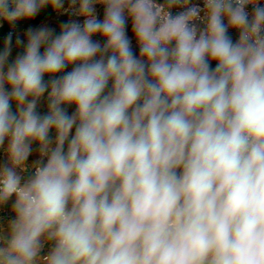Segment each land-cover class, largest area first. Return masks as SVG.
<instances>
[{
    "label": "clouds",
    "instance_id": "clouds-1",
    "mask_svg": "<svg viewBox=\"0 0 264 264\" xmlns=\"http://www.w3.org/2000/svg\"><path fill=\"white\" fill-rule=\"evenodd\" d=\"M46 7L83 21L0 50V264H264V0H0V28Z\"/></svg>",
    "mask_w": 264,
    "mask_h": 264
},
{
    "label": "rangeland",
    "instance_id": "rangeland-1",
    "mask_svg": "<svg viewBox=\"0 0 264 264\" xmlns=\"http://www.w3.org/2000/svg\"><path fill=\"white\" fill-rule=\"evenodd\" d=\"M65 7L67 8L68 5L66 4ZM52 11V16L49 18V19H46V20H43L39 23H30V22H27V24H25L24 27H22L19 31H15L14 33V36H13V48H12V54L10 56V61L13 60L17 54L21 53L22 52V47H17L15 46V39L17 36H19L21 39H24L25 38V32L26 30L29 28V27H38L42 24H46L47 26L49 27H52L54 29H56V32L57 34L59 33V25L63 22H67L69 19H75V20H79L80 22L83 21V18L82 17H77V16H70L69 14L67 13H57V12H54L52 9L50 10ZM97 14H98V17L100 19L103 18V6L101 5H97ZM230 33L233 37V40L235 41L237 38H238V33L234 30H231L230 29ZM128 35L129 37L131 38L132 37V32H131V24L129 22V28H128ZM94 39H100L99 36H96L94 37ZM103 43V41H101ZM133 48L134 50L136 51L137 55H138V47L136 46V42L135 40L133 39ZM214 66V64H213ZM71 66L69 67L68 70H70ZM45 79H48V77H45ZM46 97H47V93L45 94V98H43L39 104H38V111L41 113V114H46V111H47V101H46ZM13 110H15V105L13 106ZM68 111L71 113L72 111H74V106H70ZM54 135V133H53ZM34 148H36V145H33ZM10 205L3 208L2 210V214L0 215V223H3V224H7L8 220L12 218V214L10 212ZM47 247L45 248V252H47Z\"/></svg>",
    "mask_w": 264,
    "mask_h": 264
},
{
    "label": "trees",
    "instance_id": "trees-1",
    "mask_svg": "<svg viewBox=\"0 0 264 264\" xmlns=\"http://www.w3.org/2000/svg\"><path fill=\"white\" fill-rule=\"evenodd\" d=\"M50 10H51L50 7H46L33 20H28V21L21 20V21H19L17 23V26L14 29L10 28L7 24H5L4 27L0 28V50H2V48H3L4 39L7 36L9 31H11L13 33V36H14L15 31H19L22 27L25 26V24H27V22L39 23L43 20L49 19L52 16V11H50Z\"/></svg>",
    "mask_w": 264,
    "mask_h": 264
},
{
    "label": "crops",
    "instance_id": "crops-1",
    "mask_svg": "<svg viewBox=\"0 0 264 264\" xmlns=\"http://www.w3.org/2000/svg\"><path fill=\"white\" fill-rule=\"evenodd\" d=\"M14 106V105H13ZM35 149V148H34ZM6 157L4 156V152H3V150H0V162H2L4 159H5ZM37 158V154H36V152L34 151L33 152V155L29 158V163L32 161V160H34V159H36ZM2 210L3 209H0V215L2 214Z\"/></svg>",
    "mask_w": 264,
    "mask_h": 264
},
{
    "label": "built area",
    "instance_id": "built-area-1",
    "mask_svg": "<svg viewBox=\"0 0 264 264\" xmlns=\"http://www.w3.org/2000/svg\"><path fill=\"white\" fill-rule=\"evenodd\" d=\"M193 2H195V3H200L201 6H202V0H193ZM251 10H252V9H251V6H249V7H248V11L251 12ZM173 11H174V12H175V11H178V9H174Z\"/></svg>",
    "mask_w": 264,
    "mask_h": 264
}]
</instances>
